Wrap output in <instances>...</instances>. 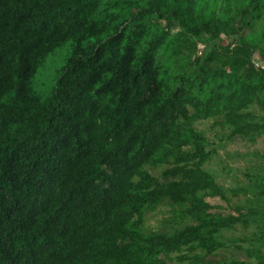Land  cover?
<instances>
[{
	"label": "trees",
	"instance_id": "obj_1",
	"mask_svg": "<svg viewBox=\"0 0 264 264\" xmlns=\"http://www.w3.org/2000/svg\"><path fill=\"white\" fill-rule=\"evenodd\" d=\"M257 54L264 0H0V264H264V155L227 187L197 127L264 135Z\"/></svg>",
	"mask_w": 264,
	"mask_h": 264
},
{
	"label": "rangeland",
	"instance_id": "obj_2",
	"mask_svg": "<svg viewBox=\"0 0 264 264\" xmlns=\"http://www.w3.org/2000/svg\"><path fill=\"white\" fill-rule=\"evenodd\" d=\"M72 52V43H65L57 50L49 54L44 67L39 69V72L34 77V87L38 94L42 97H50L53 93L56 81L61 74L62 68L67 62L68 57ZM260 64H264L260 59V55H256ZM197 127L207 134L210 140L215 142L218 147V155L210 160L206 169L211 171L217 178L218 182L230 187L236 188L245 184L249 178L248 174L254 173L253 168L259 165V157L264 155V135L261 136L255 143L235 137L233 139H220V136L225 134V131L220 127H214L211 121H201ZM239 198H242L240 196ZM239 198L234 199V203L239 202ZM212 204H223L228 206L227 203L220 200L218 197H208L207 199ZM167 214V208L161 207L156 212H151L148 216V224L150 228H155L160 225L161 220ZM243 228L239 227L237 231L228 232L229 235L242 236ZM234 255L240 256L241 254L234 249L220 251L217 256L212 257L213 264H223V260L232 258ZM254 264H257L252 260ZM172 264H177L173 262Z\"/></svg>",
	"mask_w": 264,
	"mask_h": 264
},
{
	"label": "built area",
	"instance_id": "obj_3",
	"mask_svg": "<svg viewBox=\"0 0 264 264\" xmlns=\"http://www.w3.org/2000/svg\"><path fill=\"white\" fill-rule=\"evenodd\" d=\"M201 53V52H200Z\"/></svg>",
	"mask_w": 264,
	"mask_h": 264
}]
</instances>
